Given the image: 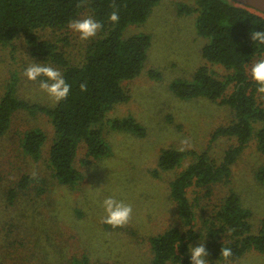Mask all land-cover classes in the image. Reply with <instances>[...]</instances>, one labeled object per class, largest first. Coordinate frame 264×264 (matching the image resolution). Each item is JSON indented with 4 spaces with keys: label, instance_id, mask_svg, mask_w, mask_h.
<instances>
[{
    "label": "rangeland",
    "instance_id": "obj_1",
    "mask_svg": "<svg viewBox=\"0 0 264 264\" xmlns=\"http://www.w3.org/2000/svg\"><path fill=\"white\" fill-rule=\"evenodd\" d=\"M195 2L162 0L145 22L129 24L124 30L125 39L151 36L148 59L139 76L123 82L130 100L107 112L104 135L111 154L91 158L85 146H79L75 166L83 179L78 183H60L49 165L54 141L49 116L15 112L10 129L0 137V264H149L154 257L151 238L182 225L171 196L173 180L201 154L220 164L237 142L234 137L212 139L215 129L234 117L228 104L203 96L185 99L172 89L176 81L193 82L197 69L207 62L203 48L210 38L198 33L196 13L180 12L182 4ZM88 16L95 19L85 10L77 20ZM97 35L82 41L69 27L40 31L42 38L57 42L73 64L83 63ZM32 63L50 65L63 75L59 66L34 55L23 37L0 46V101L11 83L30 102L56 104L40 90L39 79L33 82L23 76ZM211 66L220 74L230 71L219 64ZM257 100L264 106L260 94ZM130 116L146 127L145 136L111 127V120ZM261 125L256 122L255 130ZM37 127L47 134L38 161L21 144L24 133ZM185 139L188 145L181 144ZM169 147H183L187 154L178 166L156 175L161 155ZM262 168L264 153L253 137L232 165L230 182L191 188L200 229L213 219L225 197L235 192L252 211V234L259 233L264 220V182L257 174ZM27 175L35 180L21 186ZM108 197L132 206V217L124 227L114 229L101 222L103 201ZM200 243L206 247V240L194 247ZM205 259L208 264H264V252L251 249L236 260Z\"/></svg>",
    "mask_w": 264,
    "mask_h": 264
},
{
    "label": "trees",
    "instance_id": "obj_2",
    "mask_svg": "<svg viewBox=\"0 0 264 264\" xmlns=\"http://www.w3.org/2000/svg\"><path fill=\"white\" fill-rule=\"evenodd\" d=\"M161 1L0 0V46L11 45L23 37L34 55L63 69V77L71 88L66 100L50 106L22 98L18 87L9 83L0 101V137L10 129L16 111L45 113L54 127L49 165L55 178L69 185L81 181L83 175L75 166L79 146L83 144L91 158L111 154L104 135L107 112L119 102L130 100L131 93L123 82L139 76L148 59L151 36L141 34L125 39L124 30L129 24L145 22ZM180 7L182 13L197 14L198 33L209 37L210 42L203 48L207 62L197 69L194 81H176L172 89L185 99L203 96L228 104L234 117L217 127L212 139L234 137L237 142L220 164L201 154L173 180L171 196L177 202L182 225L151 238L154 257L149 264H190L189 245L194 247L199 240H206L209 259L226 260L220 253L222 247H228L233 256L227 260H236L251 249L264 252V220L260 232L252 234V211L243 205L237 193L231 192L216 209L213 219L205 221V229H200L195 201L189 191L230 182L232 165L253 137L264 153V106L258 103L257 85L250 76L251 65L264 59V45L255 44L250 37L251 31L264 30V13L234 0H196L194 4L185 3ZM85 10L103 27L89 44L83 63L73 64L59 44L42 38L40 31L68 28L69 22L77 20ZM114 10L120 16L115 24L108 19ZM211 64L222 65L230 71L220 74ZM150 73L158 76L155 71ZM82 83L87 85L85 92L80 90ZM256 122L262 124L258 130H255ZM111 127L140 136L147 133L146 127L132 116L111 120ZM46 140V132L37 127L24 133L21 144L38 161ZM186 154L178 148L164 149L160 169L155 174L175 168ZM257 175L264 182V168ZM34 180V176L27 175L21 186Z\"/></svg>",
    "mask_w": 264,
    "mask_h": 264
},
{
    "label": "clouds",
    "instance_id": "obj_3",
    "mask_svg": "<svg viewBox=\"0 0 264 264\" xmlns=\"http://www.w3.org/2000/svg\"><path fill=\"white\" fill-rule=\"evenodd\" d=\"M77 6L79 7L80 5ZM115 7L113 5L114 9ZM108 19L114 24L118 23L120 19L118 11H112ZM68 27L73 32L79 34L80 40L85 41L95 37L103 27V24L92 16H88L84 19L70 21ZM250 37L255 44L264 45V30H253L250 32ZM23 76L28 81L33 82L39 79L40 90L46 93L57 104L62 100H66L71 90L62 73L50 65L32 63L24 70ZM250 76L257 85V93L261 95V98H264V59H259L251 65ZM80 90L82 92L87 91L86 83L80 84ZM181 144L188 145V141L186 139L182 140ZM183 150L185 149L182 147L181 151ZM103 208L105 215L102 217L101 222L114 229L127 225L133 213L130 204H126L113 197H108L103 201ZM189 253L190 264H208V261L205 259L208 256V252L203 243L195 247L189 245ZM220 255L227 260L233 256V252L231 248L222 247Z\"/></svg>",
    "mask_w": 264,
    "mask_h": 264
},
{
    "label": "water",
    "instance_id": "obj_4",
    "mask_svg": "<svg viewBox=\"0 0 264 264\" xmlns=\"http://www.w3.org/2000/svg\"><path fill=\"white\" fill-rule=\"evenodd\" d=\"M257 10H264V0H234ZM264 13V11H261Z\"/></svg>",
    "mask_w": 264,
    "mask_h": 264
}]
</instances>
